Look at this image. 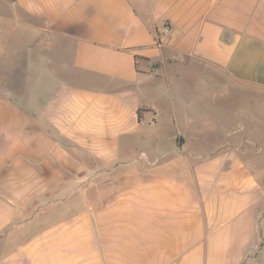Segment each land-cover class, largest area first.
I'll return each instance as SVG.
<instances>
[{
    "label": "crops",
    "instance_id": "crops-1",
    "mask_svg": "<svg viewBox=\"0 0 264 264\" xmlns=\"http://www.w3.org/2000/svg\"><path fill=\"white\" fill-rule=\"evenodd\" d=\"M211 89L247 109L194 150ZM0 264H264V0H0Z\"/></svg>",
    "mask_w": 264,
    "mask_h": 264
},
{
    "label": "rangeland",
    "instance_id": "rangeland-1",
    "mask_svg": "<svg viewBox=\"0 0 264 264\" xmlns=\"http://www.w3.org/2000/svg\"><path fill=\"white\" fill-rule=\"evenodd\" d=\"M153 65L158 66V63H153ZM198 69H193L191 74L196 75L199 71ZM8 73L2 72V81L8 80L20 87L24 80V61L18 60L15 68L10 72L8 71ZM198 79L199 76L193 77V89L200 88V85L195 84ZM197 91L196 93L193 92L194 96L198 94ZM216 91L215 89H211L209 97L204 99L205 102L196 104L197 110L200 113L199 116L193 119V122L185 121V109L179 108L178 110L180 111L179 117L181 119L177 129L186 134L188 137L187 142L194 150H212L216 146L226 142L227 140L222 138L223 133L219 130L220 127H223V124L226 128L232 127L234 122H236L239 111L241 112L244 108L247 109V98L235 99L233 92L229 93L228 97L221 98V94ZM206 104L207 109L205 107ZM201 112L203 113L201 114ZM154 126H147L145 124L141 126L140 133L144 136L142 143L144 147L142 148L164 146L171 142L169 138L172 135L173 129L169 123L168 105L166 103H161L159 106V122ZM170 128L172 129L171 131Z\"/></svg>",
    "mask_w": 264,
    "mask_h": 264
},
{
    "label": "trees",
    "instance_id": "trees-1",
    "mask_svg": "<svg viewBox=\"0 0 264 264\" xmlns=\"http://www.w3.org/2000/svg\"><path fill=\"white\" fill-rule=\"evenodd\" d=\"M147 110H148V109H146L145 107H139V108L137 109L138 119L141 118V113H142L143 111H147Z\"/></svg>",
    "mask_w": 264,
    "mask_h": 264
},
{
    "label": "built area",
    "instance_id": "built-area-1",
    "mask_svg": "<svg viewBox=\"0 0 264 264\" xmlns=\"http://www.w3.org/2000/svg\"><path fill=\"white\" fill-rule=\"evenodd\" d=\"M164 32H168V27L167 26L164 28Z\"/></svg>",
    "mask_w": 264,
    "mask_h": 264
}]
</instances>
